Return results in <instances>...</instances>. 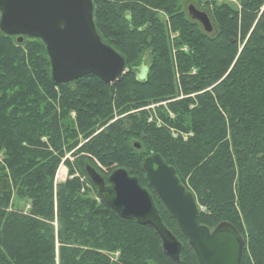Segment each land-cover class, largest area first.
<instances>
[{
	"label": "trees",
	"instance_id": "obj_1",
	"mask_svg": "<svg viewBox=\"0 0 264 264\" xmlns=\"http://www.w3.org/2000/svg\"><path fill=\"white\" fill-rule=\"evenodd\" d=\"M93 3L102 41L125 59L113 83H56L41 39L0 30V264H199L147 181L153 154L194 194L200 224L229 222L241 264H264V0ZM61 164L67 179L55 184ZM87 164L107 183L120 168L139 179L183 245L179 262L153 227L104 202Z\"/></svg>",
	"mask_w": 264,
	"mask_h": 264
},
{
	"label": "water",
	"instance_id": "obj_2",
	"mask_svg": "<svg viewBox=\"0 0 264 264\" xmlns=\"http://www.w3.org/2000/svg\"><path fill=\"white\" fill-rule=\"evenodd\" d=\"M0 30L9 36L39 38L46 46L56 83H70L86 75H95L113 83L125 72V59L104 43L94 22L93 0H0ZM188 14L207 33L214 31L206 11L191 4ZM147 68L139 67L145 78ZM140 148L139 144L135 145ZM147 181L158 199L176 220L179 231L188 241L199 264H241L244 239L229 222L213 230L199 223L195 196L180 182L174 167L159 154L143 163ZM85 171L98 188L100 197L120 217L136 220L155 229L165 254L179 262L182 243L165 226L152 193L137 177L125 169L115 170L106 182L91 165Z\"/></svg>",
	"mask_w": 264,
	"mask_h": 264
},
{
	"label": "rangeland",
	"instance_id": "obj_3",
	"mask_svg": "<svg viewBox=\"0 0 264 264\" xmlns=\"http://www.w3.org/2000/svg\"><path fill=\"white\" fill-rule=\"evenodd\" d=\"M196 1H198V0H196ZM199 1H203V3L201 4L202 6V8L203 7H206V4H205V1H207V0H199ZM217 2H228V3H230V4H232V5H234V6H236L238 9H240V0H237V1H231V0H216ZM191 4H193V5H195L196 7H197V4L193 1V2H190V1H185L184 2V6H185V9L187 10V12H188V7H189V5H191ZM198 9H200V10H202L201 8H199V7H197ZM210 8H212V5L210 4ZM202 11H204V10H202ZM125 72H126V70H125ZM125 74V73H124ZM157 105H153V106H151V109H153L154 107H156ZM117 119H119V117H116L114 120H117ZM69 156V155H68ZM67 175H68V169H67V167H65L63 164H61V166L59 167V169H58V171H57V174H56V180H55V184H57V183H60V182H63V181H65L66 179H67ZM185 186V185H184ZM187 189V188H186ZM189 191V190H188ZM156 195V194H155ZM154 198V197H153ZM155 201V200H154ZM197 202V201H196ZM156 204V203H155ZM22 205H25V203L23 202L22 203ZM157 207V206H156ZM26 211H27V207H26ZM56 224V223H55ZM119 253H116V254H114V255H111V259L112 260H116V257H117V255H118Z\"/></svg>",
	"mask_w": 264,
	"mask_h": 264
},
{
	"label": "built area",
	"instance_id": "obj_4",
	"mask_svg": "<svg viewBox=\"0 0 264 264\" xmlns=\"http://www.w3.org/2000/svg\"><path fill=\"white\" fill-rule=\"evenodd\" d=\"M231 1H234V2H235V1H237V0H231Z\"/></svg>",
	"mask_w": 264,
	"mask_h": 264
},
{
	"label": "bare ground",
	"instance_id": "obj_5",
	"mask_svg": "<svg viewBox=\"0 0 264 264\" xmlns=\"http://www.w3.org/2000/svg\"><path fill=\"white\" fill-rule=\"evenodd\" d=\"M162 203V202H161ZM166 208V207H165ZM211 230V229H210ZM162 241V240H161Z\"/></svg>",
	"mask_w": 264,
	"mask_h": 264
}]
</instances>
